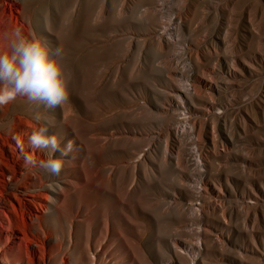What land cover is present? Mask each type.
<instances>
[{"label":"rangeland","instance_id":"1","mask_svg":"<svg viewBox=\"0 0 264 264\" xmlns=\"http://www.w3.org/2000/svg\"><path fill=\"white\" fill-rule=\"evenodd\" d=\"M6 1L0 54L34 32L72 82L0 108V264H264V0Z\"/></svg>","mask_w":264,"mask_h":264},{"label":"clouds","instance_id":"2","mask_svg":"<svg viewBox=\"0 0 264 264\" xmlns=\"http://www.w3.org/2000/svg\"><path fill=\"white\" fill-rule=\"evenodd\" d=\"M9 52L0 54V108L11 105L18 96L26 97L38 107L54 109L67 102L70 95L72 75L67 70L62 50L50 47L46 39L34 32L25 36L22 29L13 30ZM39 121L40 115L34 116ZM54 122H46L34 131L30 138L33 148L60 153V157L42 160L39 167L47 174L58 176L65 167V157L72 151V143L60 146L57 134H50ZM26 164L32 165L31 156L25 157Z\"/></svg>","mask_w":264,"mask_h":264},{"label":"bare ground","instance_id":"3","mask_svg":"<svg viewBox=\"0 0 264 264\" xmlns=\"http://www.w3.org/2000/svg\"><path fill=\"white\" fill-rule=\"evenodd\" d=\"M19 7L18 5H12L11 3H8L6 0H0V37H4L8 34L7 30V22L8 21H13L15 25L19 20V15L17 17L13 16V13H18L19 14ZM10 24V23H9ZM1 41V40H0ZM178 99H182V96L177 95L176 96ZM1 224V223H0Z\"/></svg>","mask_w":264,"mask_h":264}]
</instances>
